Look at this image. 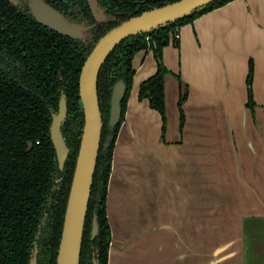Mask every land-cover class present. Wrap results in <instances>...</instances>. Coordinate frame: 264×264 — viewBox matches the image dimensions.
I'll return each mask as SVG.
<instances>
[{
  "label": "water",
  "instance_id": "95a60500",
  "mask_svg": "<svg viewBox=\"0 0 264 264\" xmlns=\"http://www.w3.org/2000/svg\"><path fill=\"white\" fill-rule=\"evenodd\" d=\"M211 1L213 0H176L144 11L108 30L86 56L78 79V103L82 110L83 123L64 209L61 235L56 251V264H79L84 221L100 150L103 126L96 85L102 62L121 38L129 34L151 31L177 18L189 15ZM40 5L34 6L37 7L38 17L41 16L39 18L41 22L70 35L63 25L64 21L55 17L47 6ZM248 71L249 63L243 81L244 106L252 111L247 105L246 79ZM180 81L183 85L182 92H184L187 84H183L181 77ZM251 90L253 99V75ZM123 93L124 84L122 81H118L111 92L109 129L119 122L120 101ZM179 96L180 92L178 99ZM178 99L176 105L178 112L177 135L180 136L184 130L186 116L184 113V124L180 131ZM142 100L146 101L149 109L157 113L158 131L151 137L144 133V139L140 140L139 134L140 138L133 132L128 121L129 115L127 116V111H125L123 119L120 121L110 162L105 201L106 218L110 230L111 225L107 215L110 180L115 171H120L122 178L125 176V179L123 178L124 196H122L124 202L120 204L121 209L116 215L115 229L117 228V231L114 234L116 242L113 240L112 232L109 241V246L116 247V255L119 254L117 255L118 261L120 256L121 264L127 262L132 264H264V257L259 251L264 252V243L261 244L260 239L256 236L259 227L264 226V213L237 215L234 213L236 207L233 206L236 199L199 185L196 186L194 182L195 159L190 150L188 149L187 154L182 158L179 170L177 165L180 163L177 162L175 151L171 148L166 150L161 147L166 137L168 123L166 104V123L162 134L160 113L150 107L148 100ZM253 102V109H255L257 105L254 100ZM66 116V103L63 97L59 102L58 111L51 115L48 128V136L54 149V159L58 169H62L69 151L62 132ZM244 118L242 113L241 120ZM124 123L128 126L131 147L121 146L118 155L115 156L118 136ZM178 138L171 142H177L180 140ZM108 144L109 142L106 140L103 143V149ZM129 154H132L133 164L127 166L125 162ZM128 167L129 171L126 170ZM127 195L130 198L133 195L137 196L139 208L127 209L125 207L129 203ZM228 210L231 211L227 212ZM96 233L97 221L94 217L92 235L94 236ZM36 254L35 247L31 253L29 264H37ZM109 255L110 250L108 249V263ZM136 257L138 258L135 259ZM93 264H96V261Z\"/></svg>",
  "mask_w": 264,
  "mask_h": 264
},
{
  "label": "crops",
  "instance_id": "0c3cea01",
  "mask_svg": "<svg viewBox=\"0 0 264 264\" xmlns=\"http://www.w3.org/2000/svg\"><path fill=\"white\" fill-rule=\"evenodd\" d=\"M250 59L257 105L252 111L244 106L243 88ZM163 60L187 84L188 95L183 103L186 123L178 136L179 81L174 75H165L168 123L161 147L175 151L179 170L189 149L195 159V185L236 199L235 214L264 213V0H232L181 26L179 48L166 46ZM134 67L126 111L133 132L141 140L144 133L151 137L159 129L157 113L137 98L140 82L155 69L151 53L143 62L136 59ZM177 138L180 140L171 142ZM121 146L131 147L126 123L119 133L115 156ZM131 157L129 154L126 159L127 166L133 164ZM123 178L115 171L110 180L107 215L114 241L116 215L124 202ZM136 198L129 197L125 207L139 208ZM109 250L108 264H121L116 247L109 246Z\"/></svg>",
  "mask_w": 264,
  "mask_h": 264
},
{
  "label": "flooded vegetation",
  "instance_id": "af4514ba",
  "mask_svg": "<svg viewBox=\"0 0 264 264\" xmlns=\"http://www.w3.org/2000/svg\"><path fill=\"white\" fill-rule=\"evenodd\" d=\"M173 1L176 0H0V80L22 84L32 93L41 94L40 99L46 102L50 117L52 113L58 111L59 102L64 97L67 120L76 115L78 111L82 113L79 103L75 102L73 105L75 100L68 97V84L72 76L76 74L78 84L85 58L100 37L122 21ZM230 1L232 0H226L223 5ZM217 3V0H213L190 13L189 15H192L202 10V13L192 18L191 21H178L185 17L183 16L158 27L159 29L129 34L121 38L110 50L101 64L96 84L99 108L103 116L99 153L103 154L106 150L107 147L105 149L102 147L103 143L106 140L111 141L112 129L118 125L116 123L111 129L108 127L113 86L118 81L124 84V93L120 101V121L123 109L124 112L126 111L133 85L135 60L141 58L143 62L151 53L155 63V69L151 75L157 71L159 64L168 71L163 60L164 48L169 45L179 48L181 26L191 24L197 17L223 6L216 5ZM32 4L47 6L55 17L64 21L63 25L70 35L41 22L39 19L41 16L37 15V7ZM213 5L214 7L210 8ZM158 45H161L160 56L157 55ZM250 62H252L251 59ZM169 71L179 79V74ZM54 76L55 79H52ZM185 90L184 98L188 94L187 86ZM179 92L181 95L184 93L181 81H179ZM143 94L144 96L141 95V97L145 100L150 98L156 102L159 88L152 81L144 85ZM253 105L252 99L251 110H253ZM66 131L63 124V132L66 137H69ZM69 178L67 161L65 160L62 169H58L55 161V166L49 173V182L33 230H31L32 225L29 226L31 235L26 250L27 264H29L35 247L37 264H56V251L64 215L61 213L62 220L60 221V211L62 212L65 208L64 202L66 203V194H68L71 182ZM101 191L99 188L93 192L91 205L87 212L88 222L83 229L84 236L80 250L79 262L81 264H93L94 261L96 264H108L109 244L107 243L108 238L111 237V230L107 221L106 223L101 221L102 224H98L97 211ZM94 217L97 221V233L93 236Z\"/></svg>",
  "mask_w": 264,
  "mask_h": 264
},
{
  "label": "trees",
  "instance_id": "16d2710c",
  "mask_svg": "<svg viewBox=\"0 0 264 264\" xmlns=\"http://www.w3.org/2000/svg\"><path fill=\"white\" fill-rule=\"evenodd\" d=\"M217 1L218 3L216 5L221 6L226 0ZM212 7H214V5L210 8ZM201 13L202 10L192 15L185 16L178 21H191L192 18ZM160 47L161 45H158V56H160ZM169 72V70L167 71L159 64L157 71L143 80L138 90V98L142 100L144 99L141 97V95L144 96V85L154 81L158 86L159 94L157 101L154 102L150 98L146 100H148L150 107L156 109L161 115L162 134L164 133L166 123L164 76ZM252 75L253 64L249 60V71L246 79L248 90L247 105L249 107L252 106ZM77 76V74L76 76H72L67 88L69 99L72 98V100H75L73 105L75 102L78 103ZM178 78L180 81V77ZM52 79H55V76ZM185 91L182 95L180 94L178 99L180 131L184 124L182 103L186 99L184 98L186 95ZM40 98L41 94L32 93L31 90L26 89L22 84L0 80V264H27L28 253L26 250L31 235L29 226L31 224V230H33L49 182V173L55 166L54 149L48 136L51 117L46 108V102ZM123 112L121 114V120L123 119ZM82 118V113L78 111L76 115L66 120L64 127L69 137L65 136L62 127L67 146H69V153L66 161L69 167L70 178L78 150L79 134L83 123ZM120 121L118 125L112 129L111 141L106 150L103 154L98 153L93 174L87 212L91 205L90 202L93 192L100 188L102 191L100 193L99 209L97 211L99 225L102 224V222H108L105 206L107 184L112 151ZM101 167L102 171H100ZM65 204L64 202V206ZM61 213H64V210H62V212L60 211V214ZM87 218L88 216L86 213L84 228L87 225L86 222H88ZM59 220H62V214ZM83 236L84 231L82 237ZM109 239L110 237L108 238L107 244H109ZM79 264H81V262H79Z\"/></svg>",
  "mask_w": 264,
  "mask_h": 264
},
{
  "label": "rangeland",
  "instance_id": "374dc122",
  "mask_svg": "<svg viewBox=\"0 0 264 264\" xmlns=\"http://www.w3.org/2000/svg\"><path fill=\"white\" fill-rule=\"evenodd\" d=\"M166 74L174 75V74H172V73H170V72H169V73H166ZM174 76H175V75H174ZM256 236L260 239L261 244L264 243V242H263V241H264V226H260V227H259ZM260 247H261V246H260ZM261 249H262V247H261ZM259 251L262 252V257H264V252L261 251V250H259ZM263 259H264V258H263Z\"/></svg>",
  "mask_w": 264,
  "mask_h": 264
},
{
  "label": "built area",
  "instance_id": "2783aa9c",
  "mask_svg": "<svg viewBox=\"0 0 264 264\" xmlns=\"http://www.w3.org/2000/svg\"><path fill=\"white\" fill-rule=\"evenodd\" d=\"M38 142V141H37Z\"/></svg>",
  "mask_w": 264,
  "mask_h": 264
}]
</instances>
